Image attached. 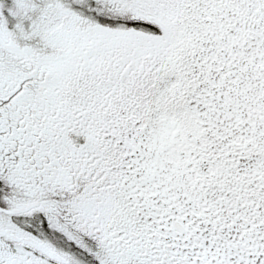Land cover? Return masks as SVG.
Returning <instances> with one entry per match:
<instances>
[{
    "label": "snow or ice",
    "instance_id": "1",
    "mask_svg": "<svg viewBox=\"0 0 264 264\" xmlns=\"http://www.w3.org/2000/svg\"><path fill=\"white\" fill-rule=\"evenodd\" d=\"M0 264H264V0H0Z\"/></svg>",
    "mask_w": 264,
    "mask_h": 264
}]
</instances>
